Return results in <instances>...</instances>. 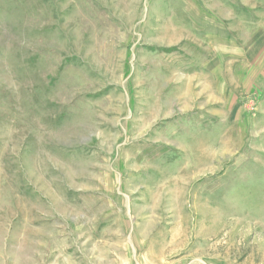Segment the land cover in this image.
Returning a JSON list of instances; mask_svg holds the SVG:
<instances>
[{"label":"rangeland","instance_id":"rangeland-1","mask_svg":"<svg viewBox=\"0 0 264 264\" xmlns=\"http://www.w3.org/2000/svg\"><path fill=\"white\" fill-rule=\"evenodd\" d=\"M0 264H264V0H0Z\"/></svg>","mask_w":264,"mask_h":264}]
</instances>
